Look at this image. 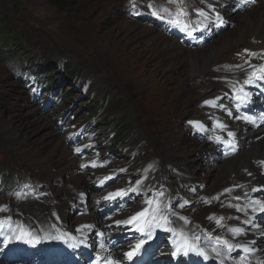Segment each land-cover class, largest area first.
I'll use <instances>...</instances> for the list:
<instances>
[{
	"label": "rangeland",
	"instance_id": "1",
	"mask_svg": "<svg viewBox=\"0 0 264 264\" xmlns=\"http://www.w3.org/2000/svg\"><path fill=\"white\" fill-rule=\"evenodd\" d=\"M262 4L264 0H230L227 18L238 15L230 22L218 19L205 0H0V18L6 20L0 31V213L6 212L0 217L1 263L39 264L33 259L38 254L46 263L76 258L59 255L62 240H38L78 234L68 228L56 232L61 220L56 214L42 220L19 217L16 205L52 197V187L40 171L30 169L25 151L51 157L58 170L67 168L65 180L87 175L84 200L74 201L66 218L75 223L94 205L99 220L82 227L94 239L97 231L114 232L108 247L120 244L122 258L128 257L129 243H136L150 255L147 264H191L175 261L174 237L163 225L179 231L181 221L196 224L187 228L194 241L204 245L208 240V253L197 249L191 254L196 264L260 261L237 246L230 230L243 220L248 195L233 201L225 184L241 170V155L250 144L264 140V131L250 133L254 125L249 124L247 145L233 146L220 136L216 122L218 114L224 117L228 111L264 119L262 74L256 72V83L243 100L241 86L234 87L261 53L254 48L261 42L253 36L251 45L226 43L239 34L242 18ZM211 46L222 52L208 64L203 80L192 73L195 63L206 65L200 55ZM208 81L215 83L214 91L223 88L221 98L206 99L212 95ZM258 194L264 198V191ZM227 200L238 215L224 212ZM141 212L145 215L131 220ZM118 221H130L125 224L131 230H122ZM146 222L153 229L144 232ZM255 222L264 226V211ZM13 235V240L33 243L26 240L30 246H20ZM257 240L258 246L264 243V233ZM77 246L75 254L92 264L95 248Z\"/></svg>",
	"mask_w": 264,
	"mask_h": 264
},
{
	"label": "bare ground",
	"instance_id": "2",
	"mask_svg": "<svg viewBox=\"0 0 264 264\" xmlns=\"http://www.w3.org/2000/svg\"><path fill=\"white\" fill-rule=\"evenodd\" d=\"M205 1H208L211 3L212 6H210V7L212 10H214V12L216 13L215 16L218 17V19L219 18L221 19L222 17H224L226 19L225 21H230V22L238 19V15H235V14L233 16H231V18H227V16H226V10L230 9L229 8L230 0H205ZM252 10L253 11L248 12L242 18L241 23L239 25H237L238 26L237 29L239 31L238 32L239 34L238 35L235 34L234 37H231V39L226 40V43L228 46H230V45L236 46V44H238V42H240V41L251 45L250 42H253V41H251L250 39L253 36L257 37V39L261 42V43L259 42L260 44L254 46L255 49H259V51L262 50L261 53L256 54V56L254 55L255 56L254 59L247 66V71L245 73H242L238 79L236 78L237 79L236 85L234 87L236 89L237 85L241 86L238 89V93H239V98L242 97V100L245 99V97H244L245 94H247V95L249 94V91L252 88L251 85H254L252 83H256V81H255L257 78L256 72L259 71L262 74V76L264 77V4H262L258 8H254V9L252 8ZM257 39H255V40H257ZM227 45L225 47H227ZM221 52H222V50L219 47L211 46L206 54L200 55L202 57V59L205 61L206 65L204 67H202L199 62L195 63L192 75L198 74L201 77H203L202 78L203 80H206L207 75H209V73L207 72L208 68L206 69V67L208 66V64L210 62H213V60L217 59L218 55H220ZM246 81H249V82H246ZM234 83H235V81L233 82V85H234ZM208 85H209L210 89H212V91H211L212 95H209V97L206 99H209L211 101L214 98H221L222 97V95H223L222 89L223 88L221 90L214 91L213 89L215 88V83L208 81ZM246 86H247V89H246ZM231 95L234 98L238 97V96H233V93ZM206 109L209 110V109H212V107L210 105H208V106H206ZM247 114L248 113L243 111L242 114L234 115L231 111H228L224 117L221 114L217 115V117H219V121L216 122V125L218 127H220V129H221V135L220 136H222L224 139H226L227 144L233 145V146H238L240 144H246V142L249 140V138H247L248 134H250L252 132L258 133V132L264 131V119H261L263 116L257 115V116H253V117L249 118V117H247ZM214 117H216V115ZM249 124L254 125L253 130L250 133L247 132V127ZM211 129H212V127H211ZM262 137H263V135H262ZM10 142L11 141L7 140V143L10 144ZM57 150H60V149H57ZM23 154H25L27 156V158L29 159V161L31 163L30 169L35 170V171H40L41 174L45 176L43 181L48 182L50 184V186L52 187V197L50 198V200H48L49 202L45 201L44 203H36L34 201L35 203H31V204L23 203L20 205H16L17 211H20L22 214L19 217H21L23 220V215H27V216H31L30 220H32V218H35V219L39 218V220H42L44 218V216H46V215L52 214V216H54L53 214H56V216H58V218L61 219L59 221L60 224L57 227L56 232H60V233L62 232L63 233L64 228H68V230L76 229V232L78 231L77 235H73L72 237H65L64 239L62 238L63 236L61 235L58 237L56 236V238L55 237L50 238V236H44L43 237L44 239H39V237H38V240H45V239L51 240L50 243L59 242L60 240H62L65 249L63 248L58 253H59V255L67 254L68 256H71L73 254L77 255V254H75L74 250L81 248L77 245L85 243V246L89 245L92 248H95L94 254L96 257L94 260V264H125L126 261L130 262L131 260H133L135 257H137L140 254L139 252L142 251L143 248H141V250H140L139 249L140 247H136V243L135 244L129 243V249H130L129 253H133L131 259H129V257H127V258L121 257V254H120L121 249H119L120 244L118 245L119 247H117L113 250L110 249L108 247V240L110 238L114 237V232L107 233V231H106L103 233L102 231H97V233L95 235L97 239H94V237L89 238V235L91 233L89 231H85V228H83L82 225L87 226V223H91V222L94 223V222H97V220H99L97 218L98 215H96V213H95V206L94 205L90 206L89 208L88 207L85 208L84 209L85 213H84L83 217L81 219H79L78 221H76L75 223H69L68 222L66 217H67V215H69V213H70L69 210L73 206L74 201H76V200L81 201L82 200V202H83V200H84L83 186L85 187V185L89 184L85 180V177H87V175L85 177H83L82 175H78V176L73 177L71 180H69V179L65 180L62 173H64L68 169L66 168L64 170H60V168H59V170H58L57 168H54L50 162L51 157L42 156V155H40L38 157H33L29 151H25V152H23ZM171 157H173V156H171ZM241 157L242 158L240 159V163H239L241 165L239 167V169L241 168V170L238 171L237 174H234L232 177H230V179L226 182L225 187L227 188V190L231 196V199L233 201H234V199L232 197L237 199L239 196H241V195L243 196V194H246V193H247L248 197L243 199L244 207L241 208L242 209L241 216L243 217V220L241 221L240 224L236 223V225H235V223H234V225L230 227V230H231V233L233 234V236L235 238V241L238 244L237 246L240 249H242L243 252H245L247 254H253L254 253L260 259V261H255V264H261L262 260H264V243H262L261 245L258 246L257 243L259 241L257 239L262 233H264V226L256 224L255 219L260 214V211H262V207H264V201H263V203L259 201V199L264 200V198H260L261 196H259V194H258L260 191H264V163H262V162H264V140H262L260 142L258 141V143L250 144V146L241 155ZM63 158L65 160H68L67 155H63ZM183 159H185V158H183ZM226 164H228V163H226ZM177 166H178V164H177ZM71 172H72V170H71ZM191 178H192V176H191ZM194 178H195V176H194ZM200 178H202V177H200ZM184 180H185V177H184ZM203 181H201V182H203ZM213 186L210 189H212ZM250 195L253 197H249ZM63 197L67 198V202H61L60 201ZM232 200L230 201V203H228V200L226 201V203L224 202V204H225L224 212L225 213H231V214L236 213L238 215V208L236 206L233 207ZM240 200H241V198H240ZM253 206H257V207L254 208V210H253ZM14 207H15V205H14ZM162 211H164V210H162ZM5 215H6V212H4V211L2 213H0V217H4ZM17 217H18V214H17ZM131 217H132V215H131ZM161 218L164 220L163 217H161ZM162 222H164V221H162ZM179 223L182 224V226L177 224L178 226H181V228H183V229H180L181 231L180 230L179 231L170 230L169 225L167 224V226H166V224L163 223L164 227H166V229L169 230L171 232L172 236L174 237V241H173L174 252L173 253H174V255H177L176 258L179 257L177 260L181 261L183 259V260H188V262H191L192 261L190 259L191 254L194 251H197V249H201L205 254L208 253V249L204 246V245H206V246L209 245L208 240H205L207 244L202 245L200 242H198V241L196 242V241H194L195 239L192 238V234L190 232L191 230H189L190 229L189 227L196 228V226H195L196 224H194V223L187 224L186 222H181V221ZM120 224H122V226H123L122 230L123 229L131 230V228H132V226H130L129 224H125V223H120ZM120 224L117 223L116 225L118 226ZM149 225H151V222H146L145 224H143V228L141 230L146 232L148 229H150L152 227V226L149 227ZM86 228H88V226ZM187 228H189V229H187ZM152 229L153 228H151V230ZM232 229H240V231L239 232H233ZM183 230L187 231V232H183ZM67 232H66V234H68ZM0 237H1V235H0ZM47 237H49V238H47ZM227 237H228V235H227ZM11 239L12 240L14 239V235L11 237ZM52 239L54 241H52ZM16 240L17 239H15L13 241H16ZM26 240L30 242L28 244L33 243L32 241L28 240L27 238H21V239H19V241L17 240V243L20 246H24V247L28 246L29 247L30 245H28L27 242H25ZM36 240H37V238H35L34 241H36ZM88 241H90L89 244H88ZM21 242H24V243H21ZM100 247H102L104 249H101ZM32 248L33 247L31 246L30 249H32ZM92 248L87 249L86 251H90V250H92ZM245 249H247V251H245ZM189 251H190V253H188ZM185 253H187V254H185ZM183 254L185 255V257H181V256H183ZM141 259H143L144 261H141L140 264H145V263L147 264V262L150 259V255L148 253H144V254H142ZM220 261L222 262L221 259H220ZM194 263L195 262H193V261L191 262V264H194ZM0 264H4V262L1 263V261H0ZM222 264H241V263L239 262V259H235L234 262H222Z\"/></svg>",
	"mask_w": 264,
	"mask_h": 264
},
{
	"label": "snow or ice",
	"instance_id": "3",
	"mask_svg": "<svg viewBox=\"0 0 264 264\" xmlns=\"http://www.w3.org/2000/svg\"><path fill=\"white\" fill-rule=\"evenodd\" d=\"M153 14H155V13H153ZM179 14H184V13L181 11ZM201 15H203V13H201ZM246 82H249V81H246ZM205 103H210V102H209V101H205ZM77 151H80V150L77 149ZM262 163H264V162H262ZM148 203H151V201H149ZM262 211H264V207H262ZM143 215H145L144 212L138 213L137 216H133V217L131 218V220H136L137 217H139V216H143ZM127 222H130V221H126L125 223H127ZM117 223H120V222L118 221ZM232 231H233V232H239L240 229H232ZM218 239H219V238H218ZM223 243L229 248V250H231L232 246L229 245L227 241H224ZM138 247H139V245H138ZM245 251H247V249H245ZM185 254H187V253H185ZM127 255H128L129 259H131L133 253H128ZM201 255H203V253H201ZM205 258H207V257H205Z\"/></svg>",
	"mask_w": 264,
	"mask_h": 264
},
{
	"label": "trees",
	"instance_id": "4",
	"mask_svg": "<svg viewBox=\"0 0 264 264\" xmlns=\"http://www.w3.org/2000/svg\"><path fill=\"white\" fill-rule=\"evenodd\" d=\"M5 26H6V20L5 19H3V18H0V31H3L4 29H5ZM4 34H6V33H2V35H4ZM15 38H17V37H15ZM14 39V38H13ZM15 42L17 41V40H14ZM12 42H8L7 44H11ZM12 56V55H11ZM43 77V76H42ZM39 80H40V78H39Z\"/></svg>",
	"mask_w": 264,
	"mask_h": 264
}]
</instances>
